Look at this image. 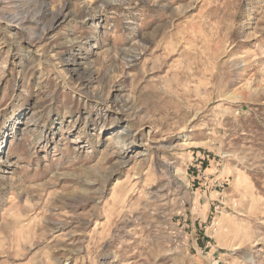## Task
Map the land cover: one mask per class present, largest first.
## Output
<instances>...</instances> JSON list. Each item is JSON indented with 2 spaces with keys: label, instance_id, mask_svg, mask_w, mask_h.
<instances>
[{
  "label": "rangeland",
  "instance_id": "rangeland-1",
  "mask_svg": "<svg viewBox=\"0 0 264 264\" xmlns=\"http://www.w3.org/2000/svg\"><path fill=\"white\" fill-rule=\"evenodd\" d=\"M0 264H264V0H0Z\"/></svg>",
  "mask_w": 264,
  "mask_h": 264
}]
</instances>
